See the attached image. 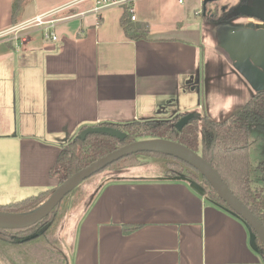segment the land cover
Masks as SVG:
<instances>
[{
	"label": "crops",
	"instance_id": "crops-1",
	"mask_svg": "<svg viewBox=\"0 0 264 264\" xmlns=\"http://www.w3.org/2000/svg\"><path fill=\"white\" fill-rule=\"evenodd\" d=\"M191 1L136 0L149 34L132 40L122 5L99 16L92 0H31L13 23V0H0V204L56 187L58 156L85 126L198 111L221 122L246 105L259 66L231 59L215 22L172 18ZM37 16L45 22L24 31L21 48L3 36ZM142 173L106 174L69 211L60 239L69 264H264L236 214L189 181Z\"/></svg>",
	"mask_w": 264,
	"mask_h": 264
},
{
	"label": "trees",
	"instance_id": "trees-1",
	"mask_svg": "<svg viewBox=\"0 0 264 264\" xmlns=\"http://www.w3.org/2000/svg\"><path fill=\"white\" fill-rule=\"evenodd\" d=\"M30 1L13 0V23L19 21L26 4ZM124 10L122 25L126 35L132 40L148 37V24L133 21L127 8ZM223 14L217 18L216 12L213 17L206 19L213 22L224 21ZM186 114L181 113L171 120L146 119L94 125L118 129L125 134L124 138L99 132H89L83 137L81 131L91 127L85 126L62 149L57 160L58 166L68 178L122 146L142 139H169L194 150L209 162L231 191L264 225V174L258 173L259 169H264V160L256 165L252 163L250 143L252 131L264 134V89L256 91L240 111L221 122L213 120L205 113L195 112L190 121L179 129L176 124ZM137 167L147 169L157 167L162 177L199 183L210 201L231 210L206 177L191 164L163 152H139L122 158L86 179L65 196L48 216L36 224L21 229L0 228V264H69V256L58 241V233L70 209L86 198L87 194L80 190L81 187L85 185L86 188L90 182L97 179L98 174L106 170ZM99 185L98 183L95 187ZM58 186L20 200L0 204V213L22 215L33 212L49 199ZM70 195L72 196L69 197ZM136 227L124 225L123 229L129 233ZM256 251L264 263V243L259 238L256 239Z\"/></svg>",
	"mask_w": 264,
	"mask_h": 264
},
{
	"label": "water",
	"instance_id": "water-1",
	"mask_svg": "<svg viewBox=\"0 0 264 264\" xmlns=\"http://www.w3.org/2000/svg\"><path fill=\"white\" fill-rule=\"evenodd\" d=\"M215 0H204V3ZM241 12L245 15L257 17L264 21V0H254L253 6H243ZM220 46L228 53L231 59H248L264 69V28L252 27H224L220 31ZM193 113L181 117L176 126L182 129L190 121ZM89 132L106 133L124 138L125 134L113 127L91 126L83 130L81 136ZM139 152H163L178 157L194 166L210 182L217 194L230 207V211L240 217L251 230V239L256 249V239L264 243V225L258 217L231 191L217 170L201 155L187 146L164 138L142 139L122 146L88 166L80 169L72 176L61 182L49 199L39 208L28 214L14 215L0 213V228L21 229L30 227L48 216L63 200L86 179L105 170L111 164Z\"/></svg>",
	"mask_w": 264,
	"mask_h": 264
},
{
	"label": "rangeland",
	"instance_id": "rangeland-1",
	"mask_svg": "<svg viewBox=\"0 0 264 264\" xmlns=\"http://www.w3.org/2000/svg\"><path fill=\"white\" fill-rule=\"evenodd\" d=\"M242 1L245 0H216L214 3H207V4H201V1H194L192 0L191 3H187L186 5H180V7L178 6H173V10H171V16L172 18L177 17V16H187L190 18H198L200 17L201 19H205V21H208L206 18H210L213 17L212 15L214 13L217 12L218 16L217 18L225 13L224 21H218L215 22V24L217 25L216 28H222V27H237V28H243V27H252V28H264V21L257 18V17H252V16H242V14L239 13L240 8L242 6ZM246 2V1H245ZM201 10L200 13H198V11ZM162 17H165L166 19H169L168 13L166 10H163L161 13ZM198 16V17H197ZM216 19V18H215ZM227 19V20H226ZM213 23V21H210ZM149 30V27H148ZM259 66V65H258ZM252 78L255 80V88L256 91L264 89V69L262 68V66H259V69L256 67V69H254V72L252 74ZM191 113H195V112H191ZM198 114H202L200 111L196 112ZM189 114V113H187ZM173 119V118H171ZM171 119H153V120H171ZM83 131H81L82 133ZM69 143V142H68ZM67 143V144H68ZM251 160L253 164H258L261 161L264 160V134L260 131H252L251 132ZM66 144V146H67ZM65 146V147H66ZM64 147V148H65ZM140 170L141 172H143L142 174L149 172L150 175H153L154 173L156 174H161V172H159V168L157 169V167L155 168H151V169H147L144 167H138V168H131V170ZM149 170V171H148ZM116 171V170H115ZM152 171V172H151ZM113 171L110 170H106L100 174H98L96 177L97 179L93 180L92 182H90L87 187L85 188L84 186L81 187V191L83 190L87 196L91 195V192L94 191V188H96L95 186L99 183L102 182V180L107 178V175L112 174ZM154 172V173H153ZM259 174H264V169H259L258 170ZM107 174V175H106ZM61 175V176H60ZM258 175V174H257ZM59 182H62L63 180L66 179L64 173H62V169L61 167L59 168ZM95 177V178H96ZM91 181V179H90ZM58 182V185H60V183ZM191 182V181H189ZM260 182L262 183V180H260ZM194 185H196L200 190L204 191V193H206V191L202 188V186L199 183L196 182H191ZM72 195H70L69 197H71ZM86 200V199H85ZM82 202V201H81ZM81 202H79L78 205L81 204ZM84 202V200H83ZM77 205V206H78ZM74 208V207H72ZM71 208V209H72ZM70 209V210H71ZM70 213L67 214V216H69ZM64 219L63 222H65L67 220V217ZM74 217V216H73ZM63 223L61 224V226L59 227V238L58 241L60 243V245L63 247V244L61 242V238L63 235H66V237L69 235L70 230H72V219L70 220V225L71 227H69L68 232H63V227L62 226Z\"/></svg>",
	"mask_w": 264,
	"mask_h": 264
},
{
	"label": "built area",
	"instance_id": "built-area-1",
	"mask_svg": "<svg viewBox=\"0 0 264 264\" xmlns=\"http://www.w3.org/2000/svg\"><path fill=\"white\" fill-rule=\"evenodd\" d=\"M92 1L94 3V6L92 7L91 11L95 12L99 16H101L103 10L107 8H110L112 6L122 5V6H125V8H127L129 13L131 14V19L133 21L137 20V16L135 12L136 0H92ZM177 1L183 4L185 0H177ZM200 1H201V4H204V0H200ZM215 1L209 2V3H214ZM200 12L201 10L198 11V13ZM44 22L45 21L43 19V16H37L34 21L28 22L27 24H22V25L13 27L7 33L3 34V36H8L12 34L13 35L11 38L12 42H14L15 47L19 49L27 41V35L24 31L33 24H36V25L43 24ZM258 28L260 27H257L256 29ZM44 37L46 39H50L53 41H56L58 39L57 35L52 31V26H47L46 28H44Z\"/></svg>",
	"mask_w": 264,
	"mask_h": 264
},
{
	"label": "flooded vegetation",
	"instance_id": "flooded-vegetation-1",
	"mask_svg": "<svg viewBox=\"0 0 264 264\" xmlns=\"http://www.w3.org/2000/svg\"><path fill=\"white\" fill-rule=\"evenodd\" d=\"M245 1H246V2H245ZM245 1L242 2V6H241L240 11H239V13L242 14V16H245V14H243V13L241 12L242 7H243V6L252 7V6H253V2H254V0H245Z\"/></svg>",
	"mask_w": 264,
	"mask_h": 264
}]
</instances>
